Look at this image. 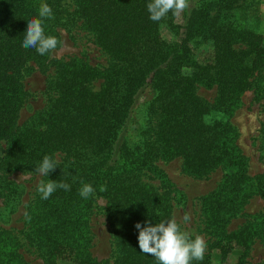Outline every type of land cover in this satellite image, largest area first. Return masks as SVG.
I'll return each instance as SVG.
<instances>
[{"label":"trees","instance_id":"obj_1","mask_svg":"<svg viewBox=\"0 0 264 264\" xmlns=\"http://www.w3.org/2000/svg\"><path fill=\"white\" fill-rule=\"evenodd\" d=\"M150 2L0 0V221L17 211L21 196L6 173L36 172L49 155L59 164L42 181L70 185L48 199L36 191L26 209L22 235L44 264H158L140 251L135 225L173 218L171 185L151 182L164 178L157 162L175 159L195 178L224 172L199 200L207 251L190 264H215L213 251L223 260L240 251L236 264H247L256 242L264 248V213L228 231L252 198L264 203V173L249 176L229 120L244 93L264 96V37L246 25L248 1L198 0L179 21L170 11L158 22L149 18ZM42 3L54 16L44 20L45 35L57 37L55 27L79 24L108 64L52 62L45 107L19 123L24 75L33 65L44 71L50 54L22 47L28 20L39 18ZM199 89L214 91L213 99ZM84 184L95 189L88 198L80 195ZM99 200L110 233L108 260L91 253ZM19 248L18 238L0 228V264H28Z\"/></svg>","mask_w":264,"mask_h":264},{"label":"rangeland","instance_id":"obj_2","mask_svg":"<svg viewBox=\"0 0 264 264\" xmlns=\"http://www.w3.org/2000/svg\"><path fill=\"white\" fill-rule=\"evenodd\" d=\"M197 1L189 0L190 7L185 10L194 8ZM246 1H248L245 6L248 14L245 19L246 25L264 37V0ZM239 2L241 3L242 0ZM180 19L179 15L176 20L179 21ZM54 31L57 34L59 44L55 50L50 52L45 70L40 72L33 65L34 70L26 73L22 80L27 97L20 110L19 123L26 122L45 107L49 98L46 81L53 74L52 62L61 59L81 58L93 67L103 68L108 64V57L94 45L92 38L79 27V24L55 27ZM145 93L141 92L138 95V103L142 101ZM197 93L204 99L211 101L215 92L199 89ZM229 120L238 133L236 143L247 158L249 176L254 177L263 174L264 142L261 140V129L264 125V96L257 98L256 93L252 90L244 93L240 105ZM156 166L164 178L162 180L155 179L151 183L161 189H164L165 185H171L169 188L172 193L173 218L180 223L182 230L192 234V239H195L196 235H200L207 243L208 237L202 232L199 200L215 189L224 172L217 169L207 178H195L183 171V164L180 159L170 162L159 161ZM5 175L8 180L20 187L21 196L17 211L7 222L2 223L0 221V228L9 231L18 238L20 242L19 252L28 264H44L35 249L27 243L22 235L28 203L33 199L43 176L37 172H13ZM103 206L104 202L99 200L90 223L92 232L91 253L98 260H108L111 251L109 227L101 209ZM244 213L245 216L234 219L229 224L228 231H234L249 220V217L264 213V203L259 197H254L246 205ZM210 257L215 264H236L241 257V252L234 251L223 260L218 251H213ZM245 260L247 264H264L262 245L256 242Z\"/></svg>","mask_w":264,"mask_h":264},{"label":"clouds","instance_id":"obj_3","mask_svg":"<svg viewBox=\"0 0 264 264\" xmlns=\"http://www.w3.org/2000/svg\"><path fill=\"white\" fill-rule=\"evenodd\" d=\"M189 7V0H151L147 4L149 18L154 22L162 20L170 11L173 15L179 16ZM45 18H54L53 10L47 3H42L39 8V18L28 20L22 43V47L34 48L40 55L55 50L59 42L56 36L45 35L43 27ZM58 164V160L45 155L35 171L41 176H49ZM57 188L67 191L70 190V185L53 180H49L46 184L41 181L37 191L41 193L42 199H48ZM104 190L101 187V191ZM94 191L91 184H84L80 195L88 198ZM146 224L147 226L141 223L135 225L139 230V248L142 253L154 256L158 264H190L192 260H203L207 247L204 238L196 235L195 239H192V234L182 230L175 218L159 221L155 225L148 220Z\"/></svg>","mask_w":264,"mask_h":264}]
</instances>
